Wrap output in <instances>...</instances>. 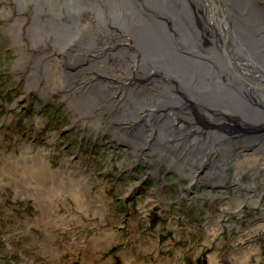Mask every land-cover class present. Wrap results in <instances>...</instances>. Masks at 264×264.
Returning a JSON list of instances; mask_svg holds the SVG:
<instances>
[{
    "label": "rangeland",
    "instance_id": "1",
    "mask_svg": "<svg viewBox=\"0 0 264 264\" xmlns=\"http://www.w3.org/2000/svg\"><path fill=\"white\" fill-rule=\"evenodd\" d=\"M8 5L15 10L13 0ZM244 22L237 27L257 42ZM6 23L0 18V264H264V121L228 120L220 106L200 110L179 94L177 121L160 112L147 122L161 125L153 133L147 124L132 139L111 128L99 132L105 117L85 118L81 102L49 98L39 91L43 80L27 77L30 66L16 68L23 52L4 34ZM190 42H172L179 54L171 57L197 58ZM207 49L199 51L205 64ZM165 50L139 51L145 64L160 66ZM171 119L180 136L163 141ZM187 123L199 134L192 144L179 128ZM238 127L246 133L224 135ZM187 145L198 147L189 154ZM186 154L202 156L206 166L200 170Z\"/></svg>",
    "mask_w": 264,
    "mask_h": 264
},
{
    "label": "bare ground",
    "instance_id": "2",
    "mask_svg": "<svg viewBox=\"0 0 264 264\" xmlns=\"http://www.w3.org/2000/svg\"><path fill=\"white\" fill-rule=\"evenodd\" d=\"M9 1L0 0V18L7 22L4 34L23 52V57L15 61L16 68L29 72L30 66L32 74L27 77L31 75V82L43 80L45 86L41 85L39 91L49 98L61 96L71 103L81 102V110L89 109L84 112L85 118L105 117L97 127L99 132L111 128L132 139V132L160 112L177 121L180 112L172 108L179 106L175 100L179 94L189 96L191 106L197 105L200 110L220 106L218 111L228 120L235 117L252 124L264 121V70L260 69L264 67V1L260 6V0H13L15 10L8 8ZM244 19L249 21L248 29L260 35L257 42L248 40L256 38L237 27V22L245 23ZM190 40L198 47L194 50L197 58L181 54L179 60L173 59L172 54L179 52L172 42L184 44ZM254 45L259 51L252 50ZM205 46L210 61L207 59V64L199 54ZM162 47L166 49L159 56L163 63L145 64L148 57L139 50ZM53 60L57 62L55 71ZM235 67L238 72H228ZM58 71L65 73L59 75ZM85 72L94 73L90 77ZM179 89L183 93H176ZM165 100L170 108L163 106ZM171 121L172 129L161 133L163 141L180 136ZM195 122L202 127L200 118ZM150 125L145 130L150 127L152 133L161 126ZM194 127L195 123L179 126L183 136L189 135L186 143H195L199 134ZM223 130L230 138L246 133L239 127ZM258 131L263 134L264 125ZM262 141L264 144V138ZM187 147L193 154L191 149L194 152L198 145L184 146V152ZM259 150L264 151V145ZM187 155L184 157L190 162ZM197 157L191 163L201 170L206 164L202 156ZM29 191L36 194L33 188ZM51 221L53 218L44 221L43 227L49 228Z\"/></svg>",
    "mask_w": 264,
    "mask_h": 264
},
{
    "label": "water",
    "instance_id": "3",
    "mask_svg": "<svg viewBox=\"0 0 264 264\" xmlns=\"http://www.w3.org/2000/svg\"><path fill=\"white\" fill-rule=\"evenodd\" d=\"M263 68H264V67H263ZM246 71H247V70H246ZM246 71H245V72H246ZM248 71H249V70H248Z\"/></svg>",
    "mask_w": 264,
    "mask_h": 264
}]
</instances>
